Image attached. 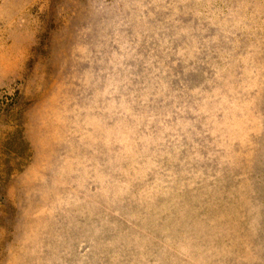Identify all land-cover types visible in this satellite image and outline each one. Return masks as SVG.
I'll use <instances>...</instances> for the list:
<instances>
[{
	"label": "rangeland",
	"instance_id": "374dc122",
	"mask_svg": "<svg viewBox=\"0 0 264 264\" xmlns=\"http://www.w3.org/2000/svg\"><path fill=\"white\" fill-rule=\"evenodd\" d=\"M0 264H264V0H0Z\"/></svg>",
	"mask_w": 264,
	"mask_h": 264
}]
</instances>
